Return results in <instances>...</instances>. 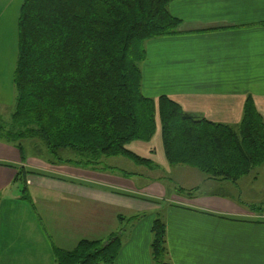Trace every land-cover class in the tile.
<instances>
[{
	"label": "crops",
	"instance_id": "1",
	"mask_svg": "<svg viewBox=\"0 0 264 264\" xmlns=\"http://www.w3.org/2000/svg\"><path fill=\"white\" fill-rule=\"evenodd\" d=\"M21 2L0 0V14L18 15ZM167 8L180 22L176 33L144 41L142 94L165 95L185 112L235 128L249 96L264 119V0H172ZM156 133L127 148L169 171L162 146L144 145ZM34 140H22V152L0 140V264H54V246L71 249L118 230L121 246L109 264H153L156 217L165 224L170 264H264V210L255 214L212 192L168 193L156 180L138 184L131 172L104 162L116 156L104 157L108 168L101 170L43 161L25 148ZM21 167L41 172L24 175L34 209L15 181Z\"/></svg>",
	"mask_w": 264,
	"mask_h": 264
},
{
	"label": "trees",
	"instance_id": "2",
	"mask_svg": "<svg viewBox=\"0 0 264 264\" xmlns=\"http://www.w3.org/2000/svg\"><path fill=\"white\" fill-rule=\"evenodd\" d=\"M170 1L22 0L14 104L9 123L0 120V140L22 152V140L39 138L56 160L91 169L108 168L102 159L109 156L155 167L126 145L148 142L158 126L170 166L236 181L264 163V119L249 96L235 128L185 112L165 95L142 94L144 41L177 32L180 20L168 11ZM59 150L70 151L72 159L60 158ZM27 171L41 173L21 167L15 181L22 183V198L34 209L24 181ZM194 190L178 188L188 195ZM150 231L153 264H170L161 217ZM120 232L80 239L71 249L54 246V264H109L120 249Z\"/></svg>",
	"mask_w": 264,
	"mask_h": 264
},
{
	"label": "rangeland",
	"instance_id": "3",
	"mask_svg": "<svg viewBox=\"0 0 264 264\" xmlns=\"http://www.w3.org/2000/svg\"><path fill=\"white\" fill-rule=\"evenodd\" d=\"M12 9L13 8H11V10ZM17 16V13L14 14V12L0 14V120L4 124L9 123V117L13 109L15 97L14 86L12 83V73L18 54L16 26ZM156 131V136H154L155 138L149 142L150 144H144L150 149H152L151 146H155L157 143L161 146L158 126ZM31 143L36 144V146L31 147ZM25 148L27 152H34L41 155V159L43 161H45L46 157L53 158L56 161L54 156L52 157L45 151V146L41 143L39 138H35V140L31 141L30 145H26ZM63 151L68 150H59L58 155L60 158L64 159L73 157L72 153L70 156L66 153L64 154ZM132 152L141 157L150 159L156 165V161L151 159L148 154L138 153L137 150ZM104 162L109 165L119 166V168L131 172L134 178L133 181L138 184L143 179H146L148 182L156 180L164 186L166 192L168 193L178 191L179 187L188 189L186 185L190 187L195 184L198 186L197 189L193 191L196 194H202L204 192L219 194L228 198L232 202L239 203V206L240 202L243 203L246 210L254 212L255 214H258V210H264V165L256 166L248 174L241 176L236 181H232L223 178H210L197 169L186 165L170 166V170L167 171L165 168H161L160 166L154 167L137 164L132 160L121 156H116L115 158H104ZM25 205L30 207V204L28 203ZM251 206H253L254 209H251ZM15 210H17V208H15Z\"/></svg>",
	"mask_w": 264,
	"mask_h": 264
}]
</instances>
